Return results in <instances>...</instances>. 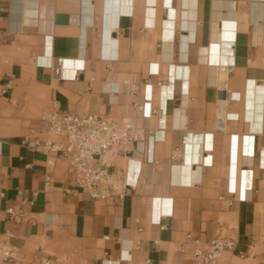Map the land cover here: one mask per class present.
<instances>
[{
    "label": "crops",
    "instance_id": "obj_1",
    "mask_svg": "<svg viewBox=\"0 0 264 264\" xmlns=\"http://www.w3.org/2000/svg\"><path fill=\"white\" fill-rule=\"evenodd\" d=\"M8 79L0 240L10 264L39 248L62 264H193L195 245L217 234L235 240L224 261L259 264L264 0H0V87ZM53 101L142 130L143 152L114 158L133 186L119 203L91 199L63 159L23 143L32 113ZM248 249L254 257L236 255Z\"/></svg>",
    "mask_w": 264,
    "mask_h": 264
},
{
    "label": "built area",
    "instance_id": "obj_2",
    "mask_svg": "<svg viewBox=\"0 0 264 264\" xmlns=\"http://www.w3.org/2000/svg\"><path fill=\"white\" fill-rule=\"evenodd\" d=\"M160 85V83H158ZM12 88L11 80H6L0 93ZM143 115L150 111L137 106ZM23 143L29 148L63 159L74 174L75 186L93 200H113L119 203L126 191L133 186L128 183L123 167H114V158L130 152H143L144 135L140 128L126 119L111 120L95 114L79 115L59 110L56 102L43 107L37 121L23 136ZM156 163V162H154ZM49 175H45V188L49 186ZM8 218L21 222L25 215L21 209L6 210ZM196 242V240H195ZM235 240L217 234L204 244L195 245L193 264H229L223 254L235 251ZM239 258L254 257L252 249L236 252ZM14 260L13 247L0 240V264H10ZM264 263L261 256L259 264ZM28 264H62L41 248L36 250Z\"/></svg>",
    "mask_w": 264,
    "mask_h": 264
},
{
    "label": "rangeland",
    "instance_id": "obj_3",
    "mask_svg": "<svg viewBox=\"0 0 264 264\" xmlns=\"http://www.w3.org/2000/svg\"><path fill=\"white\" fill-rule=\"evenodd\" d=\"M45 106H46V105H45ZM40 111H41V110L36 111V112H33L32 115H33L34 117L38 118L39 115H40ZM28 126H29V125L25 126V127L23 128L22 132L27 133V131H28L29 127H30V126H29V127H28Z\"/></svg>",
    "mask_w": 264,
    "mask_h": 264
}]
</instances>
